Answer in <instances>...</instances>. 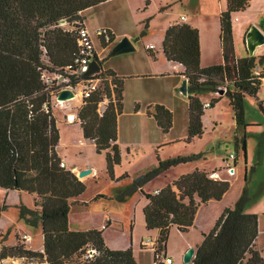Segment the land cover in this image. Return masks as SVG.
Instances as JSON below:
<instances>
[{"label":"trees","instance_id":"obj_1","mask_svg":"<svg viewBox=\"0 0 264 264\" xmlns=\"http://www.w3.org/2000/svg\"><path fill=\"white\" fill-rule=\"evenodd\" d=\"M107 1L0 0V188L34 196L35 209L19 206V218L29 227H41L43 234V251L28 249L17 237L16 245L2 247L1 260L12 257L24 258L31 264H137L131 248L111 249L105 244L103 229L76 231L70 228L71 208L85 193L86 185L72 170L60 165L62 160L57 152L60 130L52 100L55 89L47 88L41 78L45 72L71 65L77 55V37L60 27V21H83V11ZM250 2L226 0V9L220 14L224 64L201 67L197 28L175 23L165 32L162 45L165 57L181 65L184 68L181 75L188 80V143L204 134L205 109L198 92L219 91V85L226 80L229 82L226 95L237 129L247 126L245 98L256 96L262 88L264 55L236 59L232 18L249 8ZM261 27L264 30V19ZM258 67L262 69L259 76L255 74ZM98 77L104 80L89 97L83 98L76 112L77 123L84 138L94 143L96 152L105 154L107 173L114 179V168L121 163L117 120L123 110L124 82L110 70L102 69L89 76ZM105 98L109 102L100 114L99 104ZM216 101H212L210 107H214ZM148 115L154 117L163 133H168L173 126L172 112L163 105L157 104ZM235 138L237 160L240 153L246 157L247 144L246 135ZM197 157L170 159L160 165L162 170L152 167L134 176L127 187L128 192L140 191L145 195L146 228L158 230L153 245L154 264H163L158 262V257L168 256L171 228L187 233L199 208L211 200L221 201L231 188L230 179L234 176L226 173L220 179H211L209 172L195 170L180 176L158 194L144 193V185L162 171ZM247 181L245 175L246 184L236 203L222 212L209 232L202 234L191 264H264L256 245L258 215L245 211L252 199ZM128 192L122 193L121 200ZM90 248L95 249L97 255L82 261Z\"/></svg>","mask_w":264,"mask_h":264},{"label":"rangeland","instance_id":"obj_2","mask_svg":"<svg viewBox=\"0 0 264 264\" xmlns=\"http://www.w3.org/2000/svg\"><path fill=\"white\" fill-rule=\"evenodd\" d=\"M262 6L264 8V3ZM223 7H225V0H109L96 7L86 9L81 13V17L89 30L108 27L116 33L117 38L121 36L131 38L136 46L135 51L120 55H112L113 46L106 47L104 54L99 56L102 69H104L115 63H123L125 59L135 63L141 62L146 52L145 45L153 43L159 48L164 32L171 23L179 21L182 15L192 17L201 12L210 14L207 15V18L213 21V18ZM92 35L96 51L98 53L103 51V44L101 46L95 33ZM147 82V86H150L156 85L158 81L154 79V81ZM180 87L177 98L180 104L186 106L187 99L180 92ZM198 95L202 101L207 100L210 103L217 101L214 103V107L205 109L203 136L191 143L186 141L187 125L179 119L169 134L164 135L156 124L152 123L151 131L153 133L148 135V142L145 137L142 142L135 141L132 128L129 126L131 117L124 114L121 117L122 126L120 125L119 136L121 163L114 168V179L107 173L105 154H98L91 143L81 137L80 127L78 125L68 127L63 124V121L60 122L61 124L58 125L60 130L58 150L67 165L69 167L88 166L86 169L94 167L98 172L96 175L89 174L82 178L85 179L86 191L78 198L81 202L78 201L72 206L70 223L73 229H98L104 219L103 215L108 211L112 217V223L103 231L105 244L111 249L131 248L137 264H154V246L143 245L150 241L154 243L158 237V230L146 228L143 212L147 204L146 197L140 191L128 192L127 187L132 184V179L127 180L124 177L125 175L133 176L154 166L162 170L161 164H166L170 159L179 156L198 155L191 162L168 167L158 177L146 183L143 188L144 193L153 194L157 185L168 183L178 175H185L184 171L207 169L219 172L226 166L224 160L229 159L230 154H235V132L238 130L234 111L229 104V97L211 89L199 91ZM258 97L264 98L263 88L258 92ZM256 101L255 97L247 98L245 121L249 123L246 124L249 126L246 130L247 161L249 159L247 185L253 195L249 204L253 203L257 208L264 202V195H261L260 192L264 189V154L261 162H257L262 139L264 141V114L258 109ZM71 103L73 106L65 108V111L76 113L82 106V102H79L78 98L72 99ZM58 104L60 103H53V106L54 112L60 117L63 109L58 107ZM144 105H146L145 101L141 102L142 108ZM128 109L126 108L124 111L128 112ZM258 122L262 123V128L259 127ZM239 132L241 136L243 128H240ZM79 138L82 142L85 141L86 145L80 144ZM166 139L173 142H167ZM238 157L240 163L237 174L239 176L240 166L243 164L242 154L240 153ZM229 164L233 166L234 160L230 159ZM234 177L231 179L233 180ZM240 177L242 176L240 175ZM242 181L243 179L237 182L233 181L231 193L224 204H227L234 193L238 191ZM123 192H128V194L123 197L124 200H121ZM0 195V205H3L5 191L0 189ZM27 198L29 197L25 196V199ZM11 201V198H8V203ZM25 203L30 205L27 200ZM219 208L220 206L216 203L203 207L197 227L187 233L179 231L176 227L171 228L166 254L175 260V264H185L181 256L186 244L191 243L192 246L189 248L191 249L202 242L199 228L207 227L219 212ZM13 216H15V208L11 207L10 212L1 218L0 228L9 225L14 229L15 226L11 223ZM104 224L107 225V222ZM10 239L11 241L15 240L14 233ZM261 242L263 243V241ZM39 243L40 240L36 238L34 244L39 245ZM15 262L28 264L18 260Z\"/></svg>","mask_w":264,"mask_h":264},{"label":"crops","instance_id":"obj_3","mask_svg":"<svg viewBox=\"0 0 264 264\" xmlns=\"http://www.w3.org/2000/svg\"><path fill=\"white\" fill-rule=\"evenodd\" d=\"M263 3H264V0H251L249 8H247L245 11L238 12V13L233 15V18H232L233 39H234V49H235L236 59L249 56L248 52H247V48H246V34L249 31L251 26L255 25V26L259 27L264 32V30L261 27L262 21L264 19V8L262 6ZM225 9H226V0H225V7H223L216 14L215 18H213V21L209 20L207 18V15H210V14L199 12L192 17H190V16L187 17V16L182 15L180 17L179 21H175V22L170 24V25H172L175 23H180V24L187 23V24L191 25L192 27L198 29L199 37H200V46H201V67L202 68H206V67H209L212 65H218V64H224L225 63L224 58H223V50H222V46H221V41H220V32H221L220 14ZM182 17H185V20H182ZM84 25H85V23H84ZM96 29L97 28L94 29L95 31L92 29H90V30L88 29V30L90 31V33L92 35L93 33L96 32ZM165 32H164V35H163V38L161 41V45L159 48L153 43H149V44L145 45V51L146 52H145V56L142 58L141 62L135 63V62H132L128 59H125V61L123 63H115V64L111 65L110 67L103 69V70L113 71L117 76L123 78V82H124L123 110H122V113H121V115H119L118 120H117V144L119 146V149H120V145H119L120 137L119 136H120L121 126H122L121 117L124 114L130 115V117H131V120L129 122V126H130V128H132L135 141L142 142L143 138L145 137L146 141L148 142V135L153 133L151 131V125H153L152 123H155L156 126L158 127V129L161 131V133H163L161 128L158 126L157 122L155 121L154 117L148 115V111L154 112L155 106L157 104L165 106L167 109H169L172 112V115H173V126H172V128L170 129V131L168 133H163V134L167 135L170 132H172V130L174 129L175 124L177 122V119H179L181 122H183L187 125V136H188L189 100L186 97L187 102H185L186 106H184V104H180V102L177 98L178 89L182 85V82L184 79V77L181 75V73L183 72V68L175 62L168 61L167 58L165 57V54L163 52V47H162ZM204 36H205V39H204ZM122 38H123V36L117 38V35H116V39L110 45L114 47L117 44V42H119V40H121ZM130 40H131V38H130ZM148 45H153L155 48L152 50H147L146 46H148ZM101 46H102V44H101ZM108 46H106V47H108ZM102 47H103V51L101 50L99 53H98V51H96V57L98 58L99 64L101 62L99 56L104 54L103 52H104V49L106 48L104 46H102ZM135 50H136V46H135ZM254 55L257 57L264 55V44L261 46H258L256 48ZM146 79H148V80H146ZM154 79H156V81H158L157 84L147 86L148 85L147 81H154ZM227 82L228 81L226 80L223 83H221V85H219V91H216V92L220 93V91H222L221 88L227 86L226 85ZM262 88L264 91V86ZM223 91H224V95H226L227 88L226 87L223 88ZM249 97H255V99L257 100L256 102L258 105V109L261 112H263V114H264V98L260 99L258 97V93H257L256 96H246L245 102H246L247 98H249ZM76 98L79 99V102H82V99L80 96H77ZM200 100H201V98H200ZM143 101H145L146 105H144V107L142 108L141 102H143ZM202 103L205 104V103H210V102L205 100V101H202ZM229 104H230V100H229ZM57 106L61 107L63 109L60 117L54 112V115L57 119V125L61 124L60 123L61 121H63V124L67 125L68 127H73V125H78L80 127L79 129L81 132V137L85 141L90 142L91 145L95 148V145L93 142L84 138L83 130L80 126V123H68L66 121V116L68 114L72 113V111H68V110L65 111V108H70L73 106V104L71 103V100L65 101L63 103L60 102V104H58ZM126 108H129L128 112L124 111ZM209 108H212V107H209ZM73 114H76V113H73ZM245 115H246V109H245ZM203 118H204V116H203ZM235 123H236V121H235ZM245 123H246V121H245ZM246 124H249V123H246ZM258 124H259V127L262 128V123L258 122ZM236 127H237V124H236ZM248 127H249L248 125L243 127V133H241V136H240L239 129L236 130V132H235V136H237L239 138L242 137L243 135H246V144H247L246 130ZM261 131H262V129H261ZM204 132H205V128H204ZM200 138H197V139H200ZM78 141L80 144L86 145L85 141L82 142V140L80 138L78 139ZM166 141L168 142L169 139H166ZM169 142H173V141H169ZM57 152H58V155L60 156L61 160L65 163L66 168L72 170L77 176H78V173L80 171L88 168V166H80V165H74L73 167H69L67 165L66 161L63 159L62 155L60 154L58 147H57ZM241 154H242L243 164H241V166H240L241 169L239 170V176L237 174L238 173V166L240 163L239 157L237 160L234 159L233 166L236 167V175L237 176L234 177L233 180L230 179V183H231L230 190L225 194L224 198L221 201L211 200L206 205H202L196 214L194 224L190 228V230L192 228L197 227V222H198V219L200 217V214H201L203 207L209 206L212 203H216L217 205L220 206L219 212L214 217V219L208 224V226L199 228V230L201 231V234L209 232L212 229V227L214 226L216 220L222 214V212L227 207H232L236 203V201L240 197L242 190L246 184L245 175L246 176L248 175V161H249V159L247 161V153H246V157L244 156L243 153H241ZM263 154H264V141L262 139L261 151H260L259 157L257 158V162H261ZM225 161L226 160H224V162ZM91 168H92L91 175H96L98 173L97 170H95L94 167H91ZM197 170H199V169H197ZM145 171L146 170L138 172V173L134 174L133 176L125 175L124 178H127V180L132 179V182H133L134 176L141 174ZM201 171H205V172H209V173L214 172L212 170L210 171L207 169H203ZM192 172H194V171L188 170V171H184L183 174H188V173H192ZM216 172H218V171H216ZM240 175L242 177H240ZM180 176H182V175H178L176 178L169 181L168 183H162V184L157 185V187L154 189L153 193H156V191H159V190L163 189L165 186H167L168 184L173 183V181L177 180ZM219 176H222V177L226 176V172H225L224 168L219 171ZM241 179H243V181H242V183H240L238 191H236L234 193L233 197L230 199V201L227 204H224V201H226V199H228V196L231 193L230 191L232 189L233 181L237 182L238 180L241 181ZM80 180L85 182V179H80ZM0 189H2V188H0ZM2 190L5 191V199L2 203L3 205H0V206H2V207L5 206V207L0 210V220L4 215H6L10 212L11 207H14L15 208V216H13L11 218V223L15 227L13 229L12 227H9V225H7L5 227L0 228V252H1V249L3 246H14V245H16L17 244V237L20 238L22 240V242H24L26 244L28 249H31L33 251H43V234H42L41 227H39V228L29 227L28 225H26L24 223V221L20 220V218H19V206L24 205L29 209H35L34 196L30 195L26 192H23V191H12V190H5V189H2ZM260 192H261V195L262 194L264 195V189H262ZM250 194H251V196H253L251 192H250ZM25 196H28L29 198L25 199ZM8 198H11V200H12L11 203H8ZM26 200L30 202L29 203L30 205H27L25 203ZM78 201L81 202L77 198L75 200V203ZM263 201H264V198H263ZM0 204H1V202H0ZM71 211H72V208H71ZM245 211L247 213H252V214L258 215L259 236L257 238L256 245H257V248L261 251V254L264 258V226H263L264 225L263 224L264 223V202L260 207H257V208H256L255 204H253V203L249 204V205H247ZM70 216H71V213H70ZM70 216H69V222H71ZM103 217H104V219L102 220V224L100 227H98V229H102L105 226L104 222H107L106 228L105 229L103 228V230H106L109 226H111L112 217L108 211L105 212ZM70 228L72 230H76V231L89 230V229H86V230L73 229V227L71 226V223H70ZM11 230H14V231L12 232ZM13 233L15 235V240L11 241L10 237ZM24 235H27L30 240L24 241L23 240ZM36 238H38L40 240L39 245L34 244V240ZM261 241H263V243ZM144 246H147V245L144 244ZM191 246H192L191 243L186 244V247H185V249L182 253V256H181L182 259ZM197 246L198 245H196V247H193V248L196 249ZM122 249H125V248H122ZM15 260H18L21 263L27 262L28 264H30V262L25 260L24 258H12V257H8L5 260H1V258H0V263L1 264H19V263L15 262ZM173 264H175L174 259H173Z\"/></svg>","mask_w":264,"mask_h":264},{"label":"built area","instance_id":"obj_4","mask_svg":"<svg viewBox=\"0 0 264 264\" xmlns=\"http://www.w3.org/2000/svg\"><path fill=\"white\" fill-rule=\"evenodd\" d=\"M182 20H185V17H182ZM60 27H62L65 31L72 32L77 37V43H78V52L75 58L73 59V62L71 65L67 66L63 69H56L54 72L51 73H43L42 74V81L45 84L47 88H53L55 89V92H53L52 100L54 103H60L57 100V96L61 90L64 89H71L74 94L75 98L77 96H80L82 101L83 98L89 97L90 94L95 91L100 83L104 80L101 77L98 78H89L90 75L87 74V72L90 69V65L93 62V60L96 59V48L95 43L93 41V37L88 30V28L84 25L83 21H73L72 23H69L66 20H61L59 23ZM95 35L99 39L101 44H104L106 46L113 43V41L116 39V33L112 31L108 27H99L96 29ZM155 47L153 45L146 46L147 50H152ZM99 63V62H98ZM181 66V65H180ZM182 67V66H181ZM183 68V67H182ZM184 70V68H183ZM262 69L257 68L255 71V74L257 76L261 75ZM112 80V78H111ZM110 80V81H111ZM227 86H229V82L226 83ZM261 86H264V78L261 79ZM113 87V86H112ZM223 87V88H225ZM223 88H221L223 90ZM109 100L107 98L104 99L99 104V110L98 112L100 114L103 113L106 104H108ZM211 106L210 103L203 104L204 109H207ZM66 121L68 123H77V115L76 114H68L66 116ZM235 159V155L232 153L229 156V159H227L226 166L224 167V170L226 173H228L231 176L236 175V167L231 166L229 164V160ZM62 167H66L65 163L62 161L60 163ZM209 177L211 179H220L219 173L214 171L211 172ZM160 191V190H159ZM159 191H156V194L159 193ZM107 225H105L103 228L105 229ZM24 241H29V237L27 235L23 236ZM146 245L153 246L154 243L150 241ZM97 255V251L95 249H88L86 253L82 256V261H88L91 260ZM158 262L163 264H173V259L170 256H159ZM1 264V263H0Z\"/></svg>","mask_w":264,"mask_h":264},{"label":"water","instance_id":"obj_5","mask_svg":"<svg viewBox=\"0 0 264 264\" xmlns=\"http://www.w3.org/2000/svg\"><path fill=\"white\" fill-rule=\"evenodd\" d=\"M264 44V32L257 26L253 25L250 27L249 31L246 34V48L249 56H254L255 50L258 46ZM135 51V46L133 42L128 37H123L112 50V55H120L124 53H130ZM102 70V66L95 59L90 65V69L87 72L88 75ZM180 92L184 97L189 96L188 92V80L187 78L183 79L182 85L180 87ZM221 94H224V91H220ZM75 98V94L71 89L61 90L57 96L59 102L69 101ZM92 173V169L82 170L78 173V178L82 179L87 175ZM195 254V249H189L183 257L185 264H191L192 259Z\"/></svg>","mask_w":264,"mask_h":264}]
</instances>
